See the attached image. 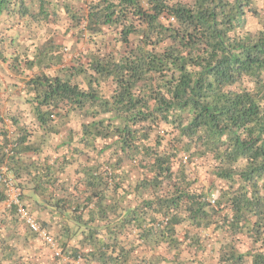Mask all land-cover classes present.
I'll return each instance as SVG.
<instances>
[{"label": "trees", "instance_id": "1", "mask_svg": "<svg viewBox=\"0 0 264 264\" xmlns=\"http://www.w3.org/2000/svg\"><path fill=\"white\" fill-rule=\"evenodd\" d=\"M258 1L0 0V264H264Z\"/></svg>", "mask_w": 264, "mask_h": 264}, {"label": "rangeland", "instance_id": "2", "mask_svg": "<svg viewBox=\"0 0 264 264\" xmlns=\"http://www.w3.org/2000/svg\"><path fill=\"white\" fill-rule=\"evenodd\" d=\"M258 5L260 7H262L263 6V0H259ZM250 23L252 25H255L256 19H251ZM66 24H67L66 20H61V22L57 23V24H51L50 27L45 29L44 31H38L36 38H39V36H44L45 38H48L53 32H55L56 35H58L59 41L61 43H63L64 45H66L67 50H65V57L68 60H70L72 54L79 53L81 50L85 49L86 46L84 43L74 41V38L71 37L70 33L67 36L63 33L64 32L63 31L64 26H67ZM18 27H16V28H18L19 30L21 28V30H20L22 32V38L21 39L23 42V47H25V46L29 45V43L31 42V39H29V38L32 36L28 34L30 29L24 25L22 27H21V25H18ZM12 32H14V31H10V34H12ZM1 66H3V68ZM1 66H0V81L2 83L4 82L6 85L13 84L15 82V79H18V78H15L14 73L11 72L6 65L1 64ZM57 69L58 68H56V67L53 68V70H55V71ZM32 244H33L32 245L33 249L40 251V254L42 256L41 260H48V258H51L54 256L51 248L45 242H43L40 238L37 237V238L33 239ZM65 263L67 264V262L64 258V263H62V264H65Z\"/></svg>", "mask_w": 264, "mask_h": 264}, {"label": "built area", "instance_id": "3", "mask_svg": "<svg viewBox=\"0 0 264 264\" xmlns=\"http://www.w3.org/2000/svg\"><path fill=\"white\" fill-rule=\"evenodd\" d=\"M3 180H5L7 184V189L10 198L9 203H16L18 205V213L21 216V218L24 220L29 230L35 233L38 238H40L43 242H45L52 249L55 255L63 256L59 251L56 243L54 242V238L50 235V233L46 230V228L41 226V224L37 221V219L20 204L18 199L19 192L16 189L13 180L11 178H6V177H4ZM65 260L67 262L69 261L66 258Z\"/></svg>", "mask_w": 264, "mask_h": 264}]
</instances>
